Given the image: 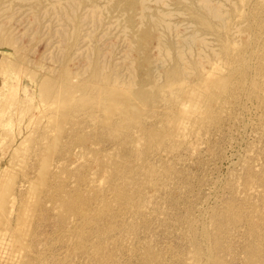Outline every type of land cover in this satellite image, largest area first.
<instances>
[{
  "label": "rangeland",
  "instance_id": "rangeland-1",
  "mask_svg": "<svg viewBox=\"0 0 264 264\" xmlns=\"http://www.w3.org/2000/svg\"><path fill=\"white\" fill-rule=\"evenodd\" d=\"M119 1L0 0V264H264V0Z\"/></svg>",
  "mask_w": 264,
  "mask_h": 264
},
{
  "label": "bare ground",
  "instance_id": "bare-ground-1",
  "mask_svg": "<svg viewBox=\"0 0 264 264\" xmlns=\"http://www.w3.org/2000/svg\"><path fill=\"white\" fill-rule=\"evenodd\" d=\"M144 3H146V2H144ZM143 3V0H120L119 1V3H117V6L124 12V14L125 15H127L128 17H127V21L129 22V23H131L132 21H133V19H134V14H135V11H138L139 9L140 10H143V12H145L146 11V4H144ZM148 6V5H147ZM149 8V7H148ZM147 8V10H149ZM153 9V8H152ZM155 10V9H154ZM157 11V10H156ZM149 12V11H148ZM151 12V11H150ZM149 12V13H150ZM155 12V11H154ZM146 13H147V11H146ZM148 13V14H149ZM157 13H158V11H157ZM156 13V14H157ZM137 14V13H136ZM155 14V13H154ZM132 15H133V17H132ZM138 15V14H137ZM140 15H141V13H140ZM140 15H139V17H140ZM153 15V14H152ZM161 15V14H160ZM163 15V14H162ZM161 15V16H162ZM142 16H143V14H142ZM164 16H165V13H164ZM164 16H162V19H163V17ZM136 18V17H135ZM141 18V17H140ZM143 18V17H142ZM159 18H161V17H159L158 16V21H159ZM152 19V18H151ZM150 19V20H151ZM165 19V18H164ZM145 20V19H144ZM152 20H154V19H152ZM151 20V21H152ZM159 23H160V21H159ZM162 23V22H161ZM164 23V25L166 24L165 22H163ZM133 25V24H132ZM163 25V24H162ZM167 25V24H166ZM165 25V26H166ZM164 26V27H165ZM167 27V26H166ZM132 28H134V26L132 27ZM169 28V27H168ZM158 29V28H157ZM134 31V30H133ZM170 32V31H169ZM137 33V32H136ZM136 35V34H135ZM134 35V36H135ZM138 36V35H137ZM158 36V35H157ZM144 38V39H143ZM142 39H141V41L142 42H144V43H147L148 42V39H147V37H143ZM195 39H196V37H195ZM198 39V38H197ZM1 44V43H0ZM175 73V72H174ZM37 88V87H36ZM9 124V123H8ZM10 124H12V122L10 123ZM10 124L8 125V126H10Z\"/></svg>",
  "mask_w": 264,
  "mask_h": 264
},
{
  "label": "water",
  "instance_id": "water-1",
  "mask_svg": "<svg viewBox=\"0 0 264 264\" xmlns=\"http://www.w3.org/2000/svg\"><path fill=\"white\" fill-rule=\"evenodd\" d=\"M3 55L6 57H10V55L8 53H4Z\"/></svg>",
  "mask_w": 264,
  "mask_h": 264
}]
</instances>
